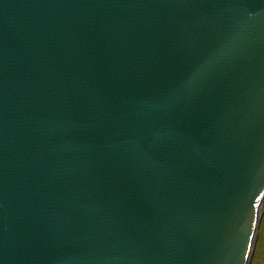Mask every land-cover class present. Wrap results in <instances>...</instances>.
Returning <instances> with one entry per match:
<instances>
[{
  "label": "water",
  "instance_id": "obj_1",
  "mask_svg": "<svg viewBox=\"0 0 264 264\" xmlns=\"http://www.w3.org/2000/svg\"><path fill=\"white\" fill-rule=\"evenodd\" d=\"M264 204V0H0V264H248Z\"/></svg>",
  "mask_w": 264,
  "mask_h": 264
},
{
  "label": "rangeland",
  "instance_id": "obj_2",
  "mask_svg": "<svg viewBox=\"0 0 264 264\" xmlns=\"http://www.w3.org/2000/svg\"><path fill=\"white\" fill-rule=\"evenodd\" d=\"M262 209L264 210V204ZM248 264H264V211L261 215L254 246Z\"/></svg>",
  "mask_w": 264,
  "mask_h": 264
}]
</instances>
